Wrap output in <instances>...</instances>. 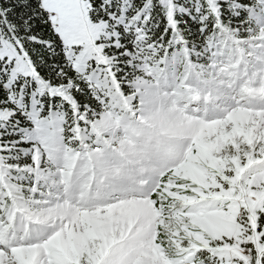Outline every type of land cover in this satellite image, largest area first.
Masks as SVG:
<instances>
[{
	"label": "snow or ice",
	"instance_id": "obj_1",
	"mask_svg": "<svg viewBox=\"0 0 264 264\" xmlns=\"http://www.w3.org/2000/svg\"><path fill=\"white\" fill-rule=\"evenodd\" d=\"M0 264H264V0H0Z\"/></svg>",
	"mask_w": 264,
	"mask_h": 264
}]
</instances>
